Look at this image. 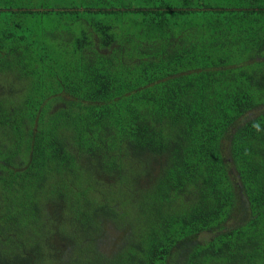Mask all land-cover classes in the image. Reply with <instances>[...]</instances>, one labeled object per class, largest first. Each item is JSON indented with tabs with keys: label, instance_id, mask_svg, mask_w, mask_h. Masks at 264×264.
Masks as SVG:
<instances>
[{
	"label": "trees",
	"instance_id": "16d2710c",
	"mask_svg": "<svg viewBox=\"0 0 264 264\" xmlns=\"http://www.w3.org/2000/svg\"><path fill=\"white\" fill-rule=\"evenodd\" d=\"M0 264H264V0H0Z\"/></svg>",
	"mask_w": 264,
	"mask_h": 264
},
{
	"label": "rangeland",
	"instance_id": "374dc122",
	"mask_svg": "<svg viewBox=\"0 0 264 264\" xmlns=\"http://www.w3.org/2000/svg\"><path fill=\"white\" fill-rule=\"evenodd\" d=\"M17 91H18V89H16ZM69 172H70V170H68V169H65V168H63L62 169V171H61V182L62 183H64L65 182V180L68 178V176L70 175L69 174ZM61 226V224L59 223V222H56V223H54L51 227H50V229L52 230V238H51V243L53 242L54 244H57L58 242H60V235H61V233H59V227ZM29 235H32V234H29ZM29 235H27V232L23 235V237H22V239L23 238H26L27 239V237L29 236ZM46 235H50L49 234V229H48V231H47V234ZM45 235V236H46ZM30 237V236H29ZM39 237H41V235H36L35 234V236H33L32 237V239H36V238H39ZM38 242L39 243H43L42 242V240L41 239H38ZM50 242V241H49ZM36 250H37V248H35ZM47 249L49 250L50 249V251H52V248H50V246L48 245L47 246ZM34 252H36L35 250H33V249H30L29 250V254H32V253H34Z\"/></svg>",
	"mask_w": 264,
	"mask_h": 264
}]
</instances>
